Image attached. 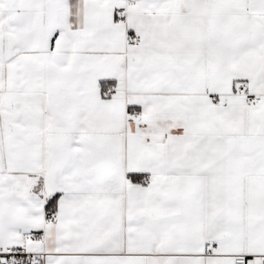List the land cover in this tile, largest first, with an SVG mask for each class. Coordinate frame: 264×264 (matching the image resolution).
Here are the masks:
<instances>
[{"label": "snow or ice", "instance_id": "obj_1", "mask_svg": "<svg viewBox=\"0 0 264 264\" xmlns=\"http://www.w3.org/2000/svg\"><path fill=\"white\" fill-rule=\"evenodd\" d=\"M0 264H264V0H0Z\"/></svg>", "mask_w": 264, "mask_h": 264}]
</instances>
